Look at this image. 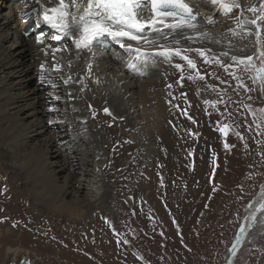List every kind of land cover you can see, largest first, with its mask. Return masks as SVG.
<instances>
[{
  "label": "bare ground",
  "instance_id": "6f19581e",
  "mask_svg": "<svg viewBox=\"0 0 264 264\" xmlns=\"http://www.w3.org/2000/svg\"><path fill=\"white\" fill-rule=\"evenodd\" d=\"M185 1L191 5L194 13L199 14L193 22L194 26L169 18L166 24L171 26L158 25L156 30L146 31L145 35L158 41L153 48L147 49L143 43L129 41L127 38L105 35L93 42L90 51L88 48L76 47L75 39L79 33H73L60 41L53 40L52 37L58 34L57 30L44 23L40 15L43 8L35 0H0V156L6 157L0 163V206L10 205L13 192L19 193L15 184L6 181L1 170L4 171L5 168L10 171L12 179L20 171L25 186L30 189L27 198L36 213L46 210L49 219L61 222L68 228L81 229V236L86 243L102 242L112 246L115 242L112 234H115L123 245L124 236L130 234L134 245H141L142 250L139 251L134 246H130L128 250L127 244L120 246L122 252L118 250L121 254L118 257L122 263L133 261L131 253L150 255L151 246L156 243L161 233L159 235L150 228L146 230L133 224L130 218L134 214L131 204H126L123 210H116L121 217L119 223L112 224L107 217V210L112 209L110 205L116 201L113 188L106 182L110 181L107 171L115 168L116 163L113 156L107 155L106 149L109 147V137L119 130L118 122H113L111 115L119 121L122 116L125 117L127 122L124 126H130L128 132L120 135L121 140L115 141L113 150H118L117 142L134 146L133 151L137 158L134 166L138 172L134 179H138L140 171L143 176L146 173L143 166L149 165L152 159L151 170L154 173L161 172L163 164L172 160L195 161L199 152L202 155L205 147L213 143L210 140L213 129H207L211 132L199 130L198 136L193 134L194 121H197L195 118L201 113L204 115V102L218 100L222 103L224 100L218 99L219 96H216L217 99H204L203 94H200L196 97L199 104L194 100L189 105L180 97L186 93L185 86L181 92H169L164 88V83L167 84L171 78L169 75L178 70L175 65L185 66L187 62H176L180 59L176 56L171 57V62H168L164 55H152L149 62L144 64L135 60L133 54L120 45L131 43L133 48L156 52L165 43L169 45L190 40L196 44L193 46L206 50L209 49L206 44L216 46L214 50L220 52L216 55L222 56V53L235 47L233 31L229 29L238 30L250 25L233 26L230 19L228 21L229 13L219 9V5L212 8L210 0ZM56 2L57 0H52V3L40 0L45 7H52ZM252 4L258 7L260 0H242V7ZM140 11L143 14L142 19L151 18L149 4L144 5ZM238 17L251 19L252 14L245 11L243 17H240L238 11ZM26 31L29 32L28 35ZM205 32L211 34V39L199 36V33ZM41 33H44L42 42L37 41V36ZM252 36L255 40V35ZM241 37L244 39L243 35ZM244 42L245 45L241 40L238 48L249 51L251 41L247 39ZM53 49L59 51L54 52ZM183 54L191 58L194 52ZM129 59L136 64L135 69L128 68L126 61ZM41 65L44 66L43 69ZM155 74H160L161 79H164L162 84L159 76L152 77ZM200 75L204 76V73ZM205 77H212L211 71ZM66 80L68 83L64 82ZM193 80L195 81L188 77L185 85ZM203 80L199 79L200 82ZM179 85L182 87L184 83ZM195 95V90L190 91V97L194 98ZM105 108L111 114L105 113ZM107 124H110L111 129ZM218 141L215 142L218 144ZM155 144L158 150L164 148L160 150L163 154L158 158L155 156L160 154L156 153ZM32 149H35V153ZM17 156L18 159H14ZM129 175L126 173L123 176L124 187L129 185ZM151 182L154 189L158 190L157 181ZM49 187L54 190L51 196L48 194ZM141 188L143 185L137 190ZM152 193V189H148L144 202V206H151L145 212L150 216L153 211L161 214L157 209L159 197ZM161 193L159 192L160 196ZM260 198V194H256L255 201ZM81 204L90 206L93 211L82 216ZM249 215L250 210L246 217ZM152 216L151 219L154 218ZM245 218L241 226L246 223ZM239 231L240 228L236 237ZM235 243L236 240L226 254L225 264H230L238 253L240 245L237 246L236 254L232 253ZM107 246L102 250L108 251ZM20 250L17 247L6 248V252L14 256ZM23 251L26 255L29 253ZM263 254L264 248L259 249L254 263L264 264ZM24 260V264H30L26 258Z\"/></svg>",
  "mask_w": 264,
  "mask_h": 264
},
{
  "label": "rangeland",
  "instance_id": "374dc122",
  "mask_svg": "<svg viewBox=\"0 0 264 264\" xmlns=\"http://www.w3.org/2000/svg\"><path fill=\"white\" fill-rule=\"evenodd\" d=\"M189 6L191 7L190 4ZM233 10L228 15V21L230 19L235 26L240 21L239 9ZM222 16L225 15L222 14ZM253 28L249 25L247 28L233 30L235 47L227 51V56H217L216 54H220L214 50L217 47L208 44L206 47L211 51L209 53L206 51L204 57L193 51L194 55L191 59L193 58L197 65L196 70L189 69L185 65L183 70L173 71L172 75H169L171 78L168 83H164V88L169 92H181L185 86L186 93L181 94L180 97L189 105L194 100L199 104L196 97L200 94H203L204 99H217L216 96H219L218 99L224 100L222 103L218 100L204 102L205 116L201 113L195 118L198 122L194 121L193 134H197L199 130L211 132L207 129H213L210 138L213 143L205 147L202 155L199 152L195 161L172 160L163 164L162 171H155L158 173L156 174L151 170L152 159L149 165L143 166L146 172L144 176L140 171L138 179H134L138 175L134 166L137 161L133 151L134 146L117 142L118 150H113L115 141L121 140L120 135L123 136L124 132H128L130 126L128 128L124 126L127 122L125 117L122 116L119 121L117 117L111 115V120L118 122L119 130L109 137L107 148L109 151L106 149L107 155L113 156L116 163L115 168L107 171L110 181L105 180L110 188H113L116 199L110 205L112 209L107 210V217L112 224L119 223L121 217L116 210H123L126 204H131L134 214L130 218L133 224L146 230L150 228L154 233L157 231L159 235L161 233L156 243L154 242L155 244L151 246L150 255L131 253L133 261L127 260V263H122L118 257L121 256L118 250L122 252L123 245L127 244L128 250L130 246H134L139 251L142 250L141 245H134L130 234L124 236L123 245L117 240L115 234H112V238L116 243L113 242L112 246L104 245L102 242L86 243L81 236V229L68 228L61 222L49 219L46 210L36 213L27 198L30 189L23 182V174L19 171L12 179L11 172L4 168V171L1 170L2 175L9 184L16 185L19 193L13 192L10 205L0 206V264H24L25 258L30 264H225L226 254L235 242L237 231L244 218L248 215V205L250 202L253 204L256 202V194H260L261 186H264V115L260 113V109H264V83L253 79L256 76L255 71L242 72L231 59L232 56L252 55L261 48V45L257 48L256 41L252 38L254 31L252 35L248 34V31ZM247 39L251 41L250 50L241 51L242 49L238 48L241 46L239 43L242 40V44L245 45L244 41ZM193 45L196 44L188 40L184 43L169 45L165 43L164 47H179L185 50L199 48ZM164 58L165 61L171 62V58L167 56ZM217 60L221 61L220 64L216 62ZM254 61L257 67L264 66L256 56ZM176 62L185 63L186 61L180 58ZM229 65L232 67H227ZM210 71L212 77L207 79L205 74ZM201 73H204L205 77L203 82L196 78L195 81H188L185 85L188 77H198ZM159 75L155 74L152 77L156 78ZM163 80L159 76L161 84ZM179 83L184 85L180 87ZM192 90L196 91L194 98L190 97ZM166 94H164L165 98ZM107 125L111 129L110 124ZM201 139H203L202 136ZM216 140H219L218 144ZM156 150V153L160 155L155 157L162 156L163 151L160 152L157 147ZM31 151L35 153V149ZM5 159V156H0V163ZM14 159L17 160L18 156ZM125 161H129L128 164L121 165ZM99 172L97 169V173ZM126 173L130 174L128 187H124L123 184V176ZM151 181H157L158 190L154 189ZM140 185H143V188L137 190ZM148 189H152V194L158 195L160 200L157 203V209L161 211V214L153 211L151 213L154 216L153 219H151L152 215L145 213L151 207L150 204L144 206ZM53 191L52 188H48L50 196ZM159 192H162L161 196ZM80 207L82 216L93 211L88 205L81 204ZM126 216L125 214L124 217ZM38 224L39 226H36ZM154 224H156L155 227ZM162 231H164L163 234ZM227 234H230L229 237ZM104 246H107L108 251L102 250ZM7 247H17L21 250L17 256H14L6 252ZM263 248L264 224L257 223L253 229L249 230L247 238L240 244L238 253L230 264H256L254 260H256L257 252ZM23 250L29 253L26 255Z\"/></svg>",
  "mask_w": 264,
  "mask_h": 264
},
{
  "label": "snow or ice",
  "instance_id": "6c2138e0",
  "mask_svg": "<svg viewBox=\"0 0 264 264\" xmlns=\"http://www.w3.org/2000/svg\"><path fill=\"white\" fill-rule=\"evenodd\" d=\"M46 2L52 3V0H46ZM210 2L214 6L219 5V9H222L225 13H231L233 9H239L240 17H243L245 11L252 14L251 19L241 18L237 27L249 24L254 26L253 30L248 31V34L252 35L254 31L256 44L261 45V48L252 55L232 56L231 59L242 72L255 71L256 76L253 79H258L264 83V66L257 67L254 61V56H256L264 65V0H260L258 7L255 4L242 7V0H210ZM35 3L43 8L40 15L44 23L57 30L58 34L52 37L53 40L60 41L73 33H79L75 39L76 47L88 48L90 51L93 42L105 35L127 38L129 41L143 43L147 46V49H151L158 44V41L145 35L147 30H156L158 25L171 26L166 24L169 18L184 25H193L199 15L194 13L193 8L185 0H57L52 7H45L40 3V0H35ZM146 4L151 5L150 19L141 18L143 14L140 10ZM37 27H39V21H37ZM229 31L233 30L229 29ZM43 35L44 33H41L37 36V41H41ZM199 36L211 39L210 33H199ZM176 43H179V41ZM120 46L133 54L135 60H139L144 64L149 62L152 55H164L169 58L176 56L186 61L187 67L192 70L197 68L195 61L183 53L185 51H195L199 56L204 57L206 51H211L202 48L185 50L179 47H164L161 45L159 51L149 52L147 49L133 48L131 43H121ZM53 51H59V49H53ZM222 55L227 56L228 53L224 52ZM216 62L219 63L220 61L217 60ZM126 63L129 69L136 68V64L132 59H129ZM69 66H71L70 61ZM43 67L41 65L42 69ZM175 67L183 70L184 66L176 64ZM90 69L91 64H89ZM56 70L58 71L59 68ZM196 78L203 80L205 77L202 75L189 77V79ZM41 79L43 80L44 77H41ZM70 79L71 77H69ZM236 79L239 80L240 78L236 77ZM64 82L68 83V80ZM104 112L111 114L107 108L104 109ZM260 113L264 115V109H260ZM253 115L255 114L253 113ZM260 197V200L255 202V206L252 202L248 205L250 215L245 218L246 223L240 227L236 243L232 247L233 255L236 254L237 246L247 238L249 230L253 229L257 223L264 224V186H261ZM258 214L260 215L258 216Z\"/></svg>",
  "mask_w": 264,
  "mask_h": 264
},
{
  "label": "water",
  "instance_id": "95a60500",
  "mask_svg": "<svg viewBox=\"0 0 264 264\" xmlns=\"http://www.w3.org/2000/svg\"><path fill=\"white\" fill-rule=\"evenodd\" d=\"M149 9H150V11H151V5L149 4Z\"/></svg>",
  "mask_w": 264,
  "mask_h": 264
}]
</instances>
